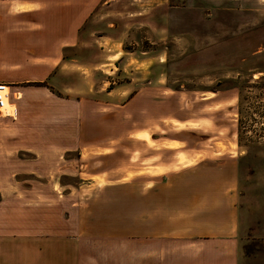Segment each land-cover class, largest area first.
Instances as JSON below:
<instances>
[{
	"label": "crops",
	"instance_id": "obj_1",
	"mask_svg": "<svg viewBox=\"0 0 264 264\" xmlns=\"http://www.w3.org/2000/svg\"><path fill=\"white\" fill-rule=\"evenodd\" d=\"M104 1L0 0V264H241L250 158L173 165L202 144L147 130L163 102L146 85L77 93L67 54Z\"/></svg>",
	"mask_w": 264,
	"mask_h": 264
},
{
	"label": "rangeland",
	"instance_id": "obj_2",
	"mask_svg": "<svg viewBox=\"0 0 264 264\" xmlns=\"http://www.w3.org/2000/svg\"><path fill=\"white\" fill-rule=\"evenodd\" d=\"M104 2L67 54L74 58L65 68L85 84L77 93L146 85L163 102L147 130L191 131L202 144L194 155L181 151L173 165L248 156L243 190L261 216L245 236L241 264H264V0Z\"/></svg>",
	"mask_w": 264,
	"mask_h": 264
},
{
	"label": "built area",
	"instance_id": "obj_3",
	"mask_svg": "<svg viewBox=\"0 0 264 264\" xmlns=\"http://www.w3.org/2000/svg\"><path fill=\"white\" fill-rule=\"evenodd\" d=\"M10 87L9 84L3 81H0V114L5 115H15V108L9 107L10 100Z\"/></svg>",
	"mask_w": 264,
	"mask_h": 264
},
{
	"label": "bare ground",
	"instance_id": "obj_4",
	"mask_svg": "<svg viewBox=\"0 0 264 264\" xmlns=\"http://www.w3.org/2000/svg\"><path fill=\"white\" fill-rule=\"evenodd\" d=\"M11 104H10V101H9V105L8 106H10ZM12 107H14L13 105H12Z\"/></svg>",
	"mask_w": 264,
	"mask_h": 264
}]
</instances>
